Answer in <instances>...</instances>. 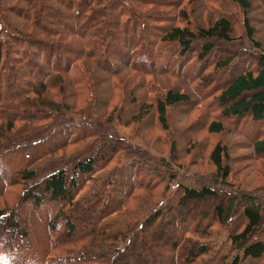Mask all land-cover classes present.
<instances>
[{
  "label": "trees",
  "instance_id": "trees-1",
  "mask_svg": "<svg viewBox=\"0 0 264 264\" xmlns=\"http://www.w3.org/2000/svg\"><path fill=\"white\" fill-rule=\"evenodd\" d=\"M202 1L211 10L217 0ZM230 1L251 8L248 0ZM180 2L0 0V264H160L165 258L163 264H264V239H257L264 226V199L259 190H238L227 182L228 153L221 142L209 155L216 167L213 187L179 184L167 195L161 170L167 162L153 166L140 155L128 157L127 151L126 161L112 167L124 150L123 140L110 132L125 99L116 80L121 68L157 81L177 78L197 96L192 100L179 89L158 92L139 105L136 121L154 107L159 125L167 130L171 107L219 105L209 133L222 132L227 119L264 127V50L249 17L244 15L242 26L257 52L252 55L256 70L244 68L216 84L214 76L230 69L241 53L225 50L222 59L212 57L215 43L235 40L229 16L215 15L214 21L193 28L179 8V19L187 24L165 25L160 33L149 34L154 22L170 17L172 23ZM126 41L129 50L144 49L147 42L150 55L155 48L161 61L176 67H134ZM190 65H198L194 74L187 72ZM214 89L218 94L212 99ZM252 139L253 153L264 157V133ZM99 171L105 174L97 175ZM15 184L20 191L8 204L5 198L12 196ZM142 190L143 198L138 196ZM207 201L214 203L212 214L203 213L185 227L192 211ZM48 206L53 208L43 217L48 229L31 224L32 214L29 220L22 217L27 208L35 213ZM162 225L171 229L167 251L164 230H157ZM212 226L228 229L229 253L219 263L220 248L199 240L212 237ZM140 245L149 250L139 254Z\"/></svg>",
  "mask_w": 264,
  "mask_h": 264
},
{
  "label": "rangeland",
  "instance_id": "rangeland-1",
  "mask_svg": "<svg viewBox=\"0 0 264 264\" xmlns=\"http://www.w3.org/2000/svg\"><path fill=\"white\" fill-rule=\"evenodd\" d=\"M180 1L177 10L175 6V13L174 11L172 12V23L170 17H167L166 20L164 19L162 22H154V24H151L154 29H150L149 34H155V31L156 33H160L161 31L159 29L165 25L187 24L185 21L179 19V8L188 14L190 24H194V26H192L193 28H197L199 24L206 25L205 23L208 20L214 21L213 16L215 15L223 14L229 16L233 22V32L231 36L235 38V40L230 44L224 42H218V44L215 43L217 51L212 53V57L222 59L225 56V50H231L232 52L238 50L241 53H239L238 58L232 64L230 68L231 70L227 69L226 71L218 72L214 76V78H216V84L225 83L231 78V75L234 76L233 73L244 68L250 67V70H256V62H254L255 60L252 55L257 52L246 37L242 21L244 15L249 17L251 25L255 29V39L261 43L262 49L264 50V1L248 0L251 4L249 10H243L240 6L230 0L213 1V7L211 10L205 8L202 0ZM155 9L157 8L155 7ZM168 9L171 10L172 8L168 7ZM44 16L46 17V14ZM168 16H170V14H168ZM19 21L23 28L25 27L27 30L39 34V32L33 29L30 25L27 27L24 25L25 23L21 20ZM129 34L132 35V32ZM75 40H77V38H75ZM146 43L143 44L144 49H146L145 52L139 45L129 50L130 47L128 48L127 41L124 44V46H126L125 50L128 52L127 54H130L129 57L131 58V63H133L134 67L139 65L147 69H156L158 66H162L165 63H167L170 68L176 67L169 63L170 61L167 59L164 60V62L161 61L155 53L157 52L155 48L152 49L154 53L152 52L150 55L151 51L150 49H147L148 43L147 46ZM171 50L173 51L174 49L172 48ZM123 61V59H118L117 64L123 65ZM197 69L198 65H190L187 67V72L194 74ZM220 76L222 82H218L221 80ZM116 80L121 83V88H124L125 99H123L121 103L122 105H119L116 109L115 115L119 116V119L115 118L112 123L113 130L110 132L114 136L123 140L122 146H124V150L120 151L119 157L116 158L119 163L113 164V168L126 161L125 157L127 151L128 157L132 154L140 155L148 158L153 166H156L157 161L161 162L162 159L164 162H167L168 168L161 169L165 175V184H167L169 188L167 195L171 194L173 189L179 184L198 187L202 185L212 186L215 179L216 167L212 164L209 155L215 144L221 142L227 147L228 153L227 163L230 167V175L228 176L229 181L227 182L232 184L233 188H237L238 190L241 189L247 192H255L256 190H259L260 192L257 194L264 199V157H256L251 146L254 134L263 135V126L257 127L255 124L251 125L249 122L246 123V120L244 119H241L238 122H232L227 119L225 120L226 125L224 126V130L219 134H212L209 133L207 129L212 119L220 112L221 108L219 105L203 109L199 105L195 108H189L188 105L184 104L169 108V129L163 130L158 123L154 107L149 115L145 116L140 121H136L139 105L147 101H152L153 96L158 92L164 94L167 90L179 89L180 91L188 92L191 96L190 98L194 100L197 97L194 91L187 88L186 85L177 78L159 77L158 82L155 77L144 76L141 73L126 68L118 70ZM106 84V82H103L102 85L106 86ZM144 85L150 87L151 93H148L144 88ZM215 88H218L217 85H215ZM215 92L216 89L212 92V99L217 98L218 92ZM142 95L144 96L142 97ZM104 110L108 109L104 108ZM121 110L122 112L120 113ZM74 117L76 118V115H74ZM77 119L81 120L80 117ZM235 132L237 134H235ZM173 146L176 147V152L174 153L172 152ZM141 151H145L146 154ZM100 174L105 173L99 171L97 175ZM171 175L173 176L172 181L168 179ZM141 178H143L144 181L146 180L152 183L156 182V179H146L143 176ZM13 186L12 196L5 198V201L8 202V204L14 202L16 197L13 196L14 193H17L16 195H18L20 191V186L18 184ZM144 191L145 190L140 191L138 196L143 198ZM162 202L165 203L164 200ZM213 206L214 203L212 201L200 204L192 211L189 217L191 220L186 221L184 226H188L192 220L197 223L201 219L200 216L203 213L210 216L213 211ZM52 209L51 206H48L46 210L43 208V210H45L44 212L41 210L40 212L33 213L34 211H32V209L27 208L22 212V217L29 220L30 214H32L35 219L30 221L31 224L36 227L39 225L44 227V229H48L47 223H45L43 217L44 215H51ZM19 220H22V218L20 217ZM174 228H177V226L174 225ZM157 230H164L166 236L164 237V243L167 251L169 238L171 237L169 235L171 229L169 231V229H166L165 225H162L161 227H158ZM212 231L213 235L211 238H199V240L209 242L215 249L220 248V255L215 260V262L219 263L220 260L224 258V256L226 257L229 253L230 241L227 240L228 229L226 227L212 226ZM36 235L39 243L41 237L39 236V233ZM257 239H264V226L260 229V234ZM148 246L149 245H140L137 248V252L139 254H145L149 250ZM181 255L182 251L179 250L177 256L181 257ZM142 258L145 260L143 255ZM155 258L156 256L154 254L151 257V260ZM166 261L167 258H165V261L160 264L166 263Z\"/></svg>",
  "mask_w": 264,
  "mask_h": 264
}]
</instances>
